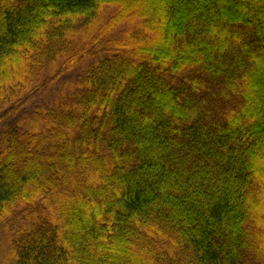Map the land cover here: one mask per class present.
<instances>
[{"label":"trees","instance_id":"obj_1","mask_svg":"<svg viewBox=\"0 0 264 264\" xmlns=\"http://www.w3.org/2000/svg\"><path fill=\"white\" fill-rule=\"evenodd\" d=\"M0 264H264V0H0Z\"/></svg>","mask_w":264,"mask_h":264}]
</instances>
